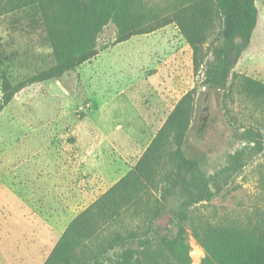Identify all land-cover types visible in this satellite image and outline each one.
I'll use <instances>...</instances> for the list:
<instances>
[{"label":"rangeland","instance_id":"obj_1","mask_svg":"<svg viewBox=\"0 0 264 264\" xmlns=\"http://www.w3.org/2000/svg\"><path fill=\"white\" fill-rule=\"evenodd\" d=\"M172 1L141 0L140 10L162 11ZM255 5L256 28L225 90L200 87L203 69L194 71L192 50L174 24L118 44L108 24L94 58L59 78L28 83L11 98L0 111V264H46L69 224L135 166L194 87L195 111L183 147L187 159L212 175L246 146L245 130L259 133L262 150L209 204L190 211L189 264L205 258L194 238L198 226L255 225L251 215L264 211V103L247 97L241 86L243 78L264 83V0ZM42 17L24 0H0V76L10 88L56 62ZM219 31L214 20L206 48L219 45ZM2 96L0 80V101ZM145 199L136 211L129 203L132 225L175 234L169 208L178 206V194L159 219ZM154 264L175 263L164 257Z\"/></svg>","mask_w":264,"mask_h":264},{"label":"trees","instance_id":"obj_2","mask_svg":"<svg viewBox=\"0 0 264 264\" xmlns=\"http://www.w3.org/2000/svg\"><path fill=\"white\" fill-rule=\"evenodd\" d=\"M24 1L43 16L56 62L13 88L2 73L0 111L28 83L59 78L94 58L97 38L108 24L116 29L114 44L174 24L192 50L194 71L203 69L200 87L225 90L258 18L255 0H173L162 11L140 10L141 0ZM214 20L220 23V43L206 48V32ZM241 86L247 97L264 103V83L243 78ZM196 92L197 87L192 88L176 103L135 166L69 224L46 264H154L164 257L189 264L190 211L209 204L262 150L259 133L245 130L246 146L230 153L225 166L212 175L187 159L183 147ZM175 194L178 206L169 208L175 234H160L151 225L145 230L132 225L130 202L136 211L135 204L145 197L153 205V217L159 219ZM251 216L256 219L253 226L236 221L214 228L207 222L198 226L194 238L205 253L202 264H264V211L256 209Z\"/></svg>","mask_w":264,"mask_h":264}]
</instances>
